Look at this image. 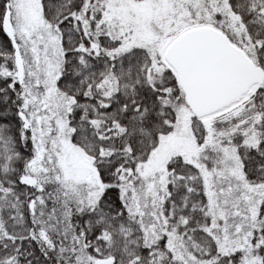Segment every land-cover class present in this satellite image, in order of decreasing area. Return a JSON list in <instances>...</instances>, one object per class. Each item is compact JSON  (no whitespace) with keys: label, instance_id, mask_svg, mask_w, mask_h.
<instances>
[{"label":"snow or ice","instance_id":"obj_1","mask_svg":"<svg viewBox=\"0 0 264 264\" xmlns=\"http://www.w3.org/2000/svg\"><path fill=\"white\" fill-rule=\"evenodd\" d=\"M0 264H264V0H0Z\"/></svg>","mask_w":264,"mask_h":264}]
</instances>
